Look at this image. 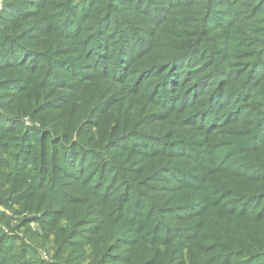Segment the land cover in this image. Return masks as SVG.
Here are the masks:
<instances>
[{
  "label": "rangeland",
  "instance_id": "374dc122",
  "mask_svg": "<svg viewBox=\"0 0 264 264\" xmlns=\"http://www.w3.org/2000/svg\"><path fill=\"white\" fill-rule=\"evenodd\" d=\"M34 2L36 6L32 7L31 12L39 8L43 9L47 0ZM152 2H159L166 7L167 11L164 15L168 18L165 23L162 17L163 27L169 26L172 29L153 31L154 33L151 34L149 27L143 24L132 34L135 41L143 39L149 43L152 42L153 37H156V44L158 41L159 46L156 52H169L171 46L169 42L176 40L175 46H188L185 50L192 52L190 55H183L180 61L175 60L172 64H169L170 59L172 56L175 57L176 53H171L172 56L165 60L159 59L161 73L150 72L145 86L143 83L146 79L141 81L139 78L138 81L135 74L119 81L114 80L112 83H115V94L109 98L105 94L94 97L93 88L87 89V86L96 82L95 75L91 73L94 69L87 60L76 61L82 65L85 74H89L77 83V88H74L72 83L77 73L70 69L74 66L71 64L72 67L68 66L64 69L66 83L46 89L47 97L51 99L42 105L54 111L56 115L54 120L63 117L64 111L61 109L63 105L71 108L73 112L82 106L86 111L79 115L92 118V122L73 133L55 135L54 139H57L55 141L62 139L61 143L56 144L52 157L48 156L39 162L37 159H32V149L25 141L22 149L24 153L21 157L23 167L26 168V176L23 180H21L22 175L17 174L14 167L9 169L8 175V169L0 166V238L7 243L6 253L0 256V264H209L197 260L191 262L190 246L173 234L186 232L183 225L195 224L197 231L194 236H198L205 227L209 226L210 220H214L215 228L219 231L225 225L229 229L231 226H245L246 229L250 226L237 216L215 214L209 221L202 222L199 219L202 211L188 216L180 214L196 206H203L206 210L209 204L225 208L229 212L245 211L250 208L252 202L260 204L264 199V179L258 183L250 182L264 178V175L255 173V171L261 172L262 169L252 168L253 165L264 166V141L258 153H248L250 158H255L251 161L248 160L247 155H244V150H237L229 140L233 137L231 135L241 134L233 132L241 122L264 123L262 114L264 111V10L255 15L256 9L264 8V0H212V3L207 0ZM201 3L208 4L210 9V30L206 35L203 33L202 36L190 40L188 36L197 34L200 30L192 27L195 22L190 25L187 22L179 23L181 18L178 7L182 6L185 14L186 9L193 8L188 6L196 4L194 12L199 14L202 12L199 6ZM92 4L93 0H79L73 4L75 14L70 18L79 23V28L82 25L87 26V10L92 8ZM3 6L4 0H0V14ZM27 15L28 13L25 14ZM151 16L155 17L154 14ZM54 18L55 15L38 19L31 36L45 40L54 37L51 43L56 48L60 47L56 55L64 58L76 56V49L67 46L71 42L70 33L59 31L70 18L68 19V16ZM187 19L188 17L185 16V21ZM34 20L35 17H30L26 22L31 23ZM62 20L65 21L60 25ZM125 21L129 22V18L126 17ZM76 22L68 27V32L75 30ZM106 29L108 26L105 27ZM12 46L11 43L10 47ZM146 47L148 45H145ZM10 51L5 47L6 54L0 58V68L17 63L16 57L8 55ZM66 51L72 53L66 55ZM25 59L27 57L23 60ZM124 60L121 62H125ZM166 62L172 68L178 66L183 68L174 73L177 78L172 79L171 82L174 87L171 91L173 94L169 97L173 98V104L170 99L166 101L159 96L156 97L159 100L154 99L159 88L162 89L158 79L163 80L165 74L170 75V72H167ZM13 70L15 69L2 70L0 76L11 75ZM252 71L259 75L263 74L262 78L260 77L259 83L257 82L255 86L250 85L245 94H241L242 85ZM115 74H124L121 65ZM28 80L30 79H24L23 84L18 85L21 86V90L29 84ZM86 80H89V83H85ZM197 82H201L198 93L197 90H193L194 93L186 96L185 93L192 90ZM222 87L226 88L228 97L234 101L231 108L239 109L238 119L232 121L231 113L227 112L224 118L216 119L217 122H221L219 125L214 123L205 125L199 120L198 128L205 130L208 135L192 142L194 152H191L192 157L185 155L191 164L186 165L185 161L180 160L177 164L174 163L175 166H169L173 162L168 158L176 155H171L169 148L165 150L162 142L176 139V130L174 127L166 126L163 121L173 116L171 113L174 109L178 113H183L186 108L190 111L200 108L207 103L206 98L214 104L215 98L210 99L207 96L215 91L222 94ZM2 92L0 91V104L12 103L14 100L10 99L12 93ZM74 96L79 98L77 102L73 101ZM38 100L39 98L36 102ZM53 100L59 101L52 104ZM153 101L161 110L152 106ZM230 102L232 101L226 98L218 109L225 113L228 108L227 103ZM30 103L32 105L31 98L29 101L21 102L20 107L28 109ZM87 103L91 104L89 108ZM112 106L115 111L110 110ZM5 117L6 115L0 116V124L3 127L13 123ZM11 118L17 123L25 124L26 127L39 125V121L30 115H25L24 118ZM156 124H161V129L157 133L153 129ZM49 125L54 126L56 132H61L60 122L54 124L51 121ZM151 138H157L155 142L160 144L159 148L151 146L153 143ZM102 143L105 144L103 152H100L103 158L93 155L95 151H99L94 148L101 146ZM62 144L68 148L63 147ZM7 154L8 149L0 146V160L5 165L10 162ZM198 154L201 155L197 156V159L195 156ZM77 158L79 164H76ZM156 160L162 163H154ZM16 163L13 161V164ZM96 163L106 167L112 182L99 196L100 201L90 204L91 200L93 201L90 198L101 189L105 179L94 190L92 186L96 178L94 177L96 169H93L89 176H81L85 172L84 168H92L91 166ZM37 169L43 171L44 174L41 175L43 177L34 176V171ZM85 178H87L85 181H79ZM53 179L63 183L54 182L50 188L43 186V183L48 184V181ZM97 180L95 186L99 184V179ZM131 188L133 192L134 188H139L153 203L166 207V216H171L175 212L180 216L173 215L167 220L164 219V214L156 213L152 217L153 212L143 213L151 207L150 202L139 204L131 196ZM122 190L126 191V194ZM64 192L68 197L64 203H61L59 199ZM204 198L209 201H205ZM109 201L110 206L103 209L100 204ZM256 206L258 205L251 210L252 214L258 216ZM176 217L191 220L181 222L175 220ZM252 217L257 219L255 216ZM140 218H143V221ZM162 222L173 224L172 234L170 230L164 229L165 224ZM253 228L256 232V223L253 224ZM171 236H177L178 239L173 243L166 241L167 237ZM177 242L181 243L176 245Z\"/></svg>",
  "mask_w": 264,
  "mask_h": 264
},
{
  "label": "trees",
  "instance_id": "16d2710c",
  "mask_svg": "<svg viewBox=\"0 0 264 264\" xmlns=\"http://www.w3.org/2000/svg\"><path fill=\"white\" fill-rule=\"evenodd\" d=\"M34 1L39 0H4L3 10L0 14V58L6 54V47L8 50H11L8 55H13V57L18 59L16 64L0 68V71L15 69L12 71L11 75L0 76V91H3L2 93H12L10 95V99H14L10 104H0V116L6 115L5 118L8 121L16 123H11V125L6 127H3L2 124H0V146L8 149L7 155L10 159V162L7 165L2 163L0 160V166L8 169V175L10 173L9 169L14 167L18 172L17 174L22 175L21 180H23L26 176V168L23 167V163L21 161V157L24 153L22 149L25 145V141L28 143L27 146L32 149V159H37V162H39L46 159L48 156L52 157L56 144L61 143L62 139L55 141L57 140L54 139L55 135L64 134L66 132L73 133L75 130L82 129L90 125L92 122V118L80 116L86 111V109L82 106H80L76 112H73L71 108H67L63 105L61 108L62 111H64L63 117L59 120H54L56 117L54 111L50 110L47 106L42 105L51 99V97H47L48 92H45L46 89H51L54 85L61 86L63 83H66L65 81L67 80L64 76V69L68 66L72 67L70 66L72 64L74 67L70 68L71 71L77 73L76 79L72 81L74 88H77V83L85 79L89 74H85L86 72L81 68L82 65L76 61L78 59L87 60V63L91 64L92 69H94L91 73L96 77L94 79V81H96L95 84L87 86V89L93 88L92 92L94 97H101L102 94H105L107 98H109L115 94V83H112L114 80L119 81L127 76L129 78V75L131 74H135L136 80L138 79V81L139 78L141 81L144 78L146 79L143 83V86H145L149 80L147 78L150 72L161 73L162 70L159 59L165 60L167 57L170 58L172 56L171 53H176L174 55L175 57L172 56L173 58L171 57L170 59L171 61L169 64H172L175 60L180 61L181 58H183V55H190L192 52L185 50L188 46H175L174 43L176 40L169 42L171 43L169 52H156L159 47L157 45L158 41L156 44V37H153L151 39L152 42L149 43L143 39L135 41L132 34H134L143 24L149 27V30L152 31L151 34L157 32L158 30L163 31V29H167L168 31L172 29L169 26L163 27L164 22H162V19L164 18L165 21L168 18L167 15H164L167 10L166 7L161 5V3L152 2L156 0H93L92 8L87 10V26L82 25L80 28L78 26L79 23L70 18L72 14H75L73 4L77 3L79 0H47L43 9L40 10L39 8L38 10L31 12L32 7L36 6ZM207 1L212 3V0ZM195 5L196 4L188 6L193 8L190 10L186 9L185 14L184 10L181 8L182 6L178 7L180 9L181 18L179 23L187 22L190 25V23L195 22L192 27L200 30L199 33L188 36V39L190 40H194L202 36L203 33L206 35V32L210 30L211 15L209 14L210 9L208 8V4L201 3L199 5L202 9V12L199 14L194 12ZM262 10H264L263 7L256 9L255 15L259 14ZM99 11L101 12L96 14ZM251 12H253V9ZM27 13L28 15L25 16ZM151 13L154 14V18H152ZM53 15H55L54 19L59 17L65 18L66 16H68V19L70 18L65 24H63L65 20L60 22V25L62 23L63 26L62 30L59 31H63V33H70L69 39H71V42L67 44V46H71V49H76V56L64 58L56 55V52L60 49V47L56 48V46L51 43L54 37L45 40L41 37L34 38V36H31L37 26L36 21L38 19ZM185 16L188 17L186 21ZM30 17H35V20L34 22L30 23L29 21L27 23L26 21ZM126 17L129 18V22H124ZM108 21H110L109 24ZM74 22L77 23L75 30L68 32V27ZM166 22L167 21H165V23ZM106 26H108V29L105 30ZM173 31L175 32V30ZM181 33L185 34L183 31H181ZM56 36H59V34H56ZM11 43L13 45L12 48L10 47ZM145 45H148V47L145 48ZM70 53L72 52H65L66 55ZM25 57H27V59L23 60ZM123 59H125V62H121ZM4 63L5 62H3V64ZM166 63L167 64L165 65L168 69L167 72H170L171 76L165 74L163 80L158 79L159 84L162 85L163 92L162 89L159 88L157 94L154 96V99L159 100V98L156 99V97L159 96L166 101L167 99H170V102L173 104V98L169 97L173 94L171 91L174 87L171 82L172 79L177 78V75L174 73L183 70V68L180 66L172 68L168 62ZM120 65L122 71L124 72L123 75L115 74L116 71L120 69ZM122 65H124V67H122ZM263 74L259 75L257 72L253 73L252 71L248 79L242 85L241 94H245L250 85L255 86V84L260 81L259 79ZM19 79L20 81H18ZM24 79H30L28 80L29 84L26 88L21 90V86L18 85L23 84ZM104 81H106L105 84H102ZM85 83H89V80H86ZM200 89L201 82H197L195 87L186 92L185 95L190 96L191 93H194L193 90H197L198 93ZM221 89L223 90L222 94H218L215 91L214 93L210 92L207 96L210 97V99L215 98L214 104L211 100H209V98H206L207 103L200 108L191 111L188 110L189 108H186L183 113H178L174 109L171 113L173 116H169L163 121L166 126H169V128L174 127L176 130V139L171 142H162V147L165 150H168L169 148L168 151L171 155H176L168 158L173 162L169 164V166H175V164H177L180 160L185 161L186 165L191 164V161L188 158L186 159L185 155L192 157V142L208 135L205 130L202 131L198 128L200 126L199 120H202L205 125H209L211 123L219 125L221 122H217L216 119L218 117L224 118L227 112L231 113L230 118L233 119L232 121L238 119L239 109L231 108L234 103L233 99L228 97L225 87H222ZM217 90L219 91L220 89L218 88ZM140 96L144 97L143 95ZM29 98L32 99V105L30 103L28 109L23 106L20 107V103L26 100L29 101ZM37 98H39L38 102H36ZM226 98L228 101L232 102L227 103L228 108L226 112L223 113L222 110H219L218 108L219 105L226 101ZM78 100L79 98L74 96L73 101L77 102ZM58 101L59 100H53L52 104H56ZM187 101H189V99H187ZM151 104L154 108L159 107L161 110L160 106H158L156 102L153 101ZM90 105L91 104L87 103L88 108ZM110 110L115 111L114 106H112ZM262 114L264 115V111ZM25 115H30L33 119L38 120L39 125L26 127L25 124L17 123L13 118H11H24ZM51 121H53L54 124L60 122L62 125L61 132H56L54 126L51 127L49 125ZM153 129L155 130L154 132L157 133L161 129V124H156ZM46 131H48V133H46ZM234 131L237 133L240 132L241 134H235L237 136L231 135L233 137L229 140L233 142V145L237 147V150L245 151L244 155H247L248 160H255V158H250L248 153H258L262 149V141H264V123L262 124L261 121L260 123L257 121L241 122L233 129V132ZM155 140H157V138H151V141H153L151 146L159 148L160 144H157ZM62 145L63 147L68 148L67 146H64V144ZM104 146L105 144L102 143L101 146L94 148L99 151H95L93 155L97 157L101 156V158H103L100 152H103ZM199 155L201 154H198L195 157L197 158ZM78 159L79 158L76 160V164H79L80 162ZM13 161L14 163L17 161L16 165L13 164ZM204 162L206 163V161ZM154 163L162 162H160V160H156ZM91 167L92 168H84L85 172L81 177H86L85 175L89 176L91 171L96 169V174L94 176L96 178L94 185L92 186L94 190H96V188L100 186V182L105 179L101 185V189L97 191V194H94L90 198L93 199L90 204H96L100 201L99 196H101L106 191L107 186L111 184L112 178L108 176L106 167L103 164L98 165V163H96ZM252 168L262 169L261 172L255 171V173L264 175V166L253 165ZM43 174L44 173L41 169L34 171V176L36 175V177ZM48 179L50 178H47V180ZM86 179L87 178L79 181H85ZM97 179H99V184L95 186L98 182ZM261 179L264 178H259L258 180L250 182L258 183ZM54 182L56 184L63 183L58 179H53L49 180L48 184L43 183V186H45V188H50ZM132 188V195H130L136 199L139 204L142 205L146 201L150 202L151 207L147 210V212L143 213L153 212L152 217H154L156 213L159 215L164 214V219L170 220L173 215L188 216L192 213L202 211L199 214V219L202 222L209 221L215 214H220L222 216H237L244 219L245 223L250 225L247 226V229L245 226H231V229H229L225 225L221 228V231H219L215 228L214 220H210L208 222L209 226L205 227L198 236H194V233L197 231L195 224L183 225V229H185L186 232L173 235H177L179 239H183L185 241L184 243L190 246L189 257L191 258V262H195L197 260L201 263L209 262V264H264V199L260 204H257L258 202H252L250 204V208L248 207L245 211L229 212L225 210V208H220L219 206L214 207L209 204L206 207V210L203 206H196L195 208H197V210L194 208L186 210L180 215H178V212H175V214H171V216H166V207L163 208L160 204L153 203V201L148 199V196L145 193H142L139 188H134V192ZM122 192L126 194V191L122 190ZM64 195L66 196L63 197ZM133 195H135L136 198ZM63 196L59 199L61 203H64L68 197L66 192L63 193ZM143 198L146 199L142 200ZM100 205L103 209H106L110 206V201L106 204L101 203ZM255 205H258L256 206V209L258 208V216L252 214L253 211L251 209L254 208ZM137 210L141 213L139 208H137ZM252 216L257 217V219ZM140 220L143 221V218H140ZM175 220L186 222L191 219L176 217ZM162 223L165 224L166 222ZM255 223L256 232L261 235L255 232V229L253 228V224ZM172 226L173 224H165L164 229L170 230L171 233ZM177 236L167 237L166 241H171L170 243H173L178 239ZM180 243L181 242H177L176 245H179ZM6 246V241L3 238H0V256H3V254L6 253Z\"/></svg>",
  "mask_w": 264,
  "mask_h": 264
}]
</instances>
